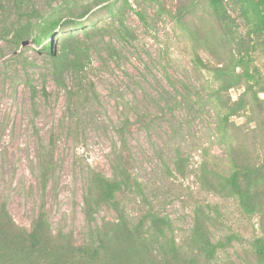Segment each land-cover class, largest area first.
Listing matches in <instances>:
<instances>
[{"label": "rangeland", "instance_id": "rangeland-1", "mask_svg": "<svg viewBox=\"0 0 264 264\" xmlns=\"http://www.w3.org/2000/svg\"><path fill=\"white\" fill-rule=\"evenodd\" d=\"M63 1L0 0V205L27 229L43 206L53 233L72 232L75 243L83 244L91 228L115 218L110 207H102L94 221L86 222L83 196L89 171L111 176L120 155L142 188V195L135 190L117 194L131 222L147 210L167 216L181 244L189 235L192 209L199 205L210 214L213 240L236 237L219 251L217 262L245 264L242 253L261 235L263 221L245 216L236 199L202 190L196 175L200 163L218 174L229 172L227 143L234 158L264 166V129L255 115L247 114L232 118L231 140L219 137L221 112L213 95L218 83L194 58L210 65L214 60L193 45L173 18L177 6L190 0H117L116 7L125 2L131 7L123 14L131 35L126 40L118 37L103 6L94 9L85 17L84 30L71 31L89 47V65L80 75L65 73L64 86H59L40 46L29 40L17 46L6 33L33 10L46 16ZM201 19L203 32L211 30L213 40L221 36L222 26L206 0H197L195 16L186 23L198 28ZM58 41L53 40L54 52ZM257 64L264 73V54L257 55ZM242 92L228 95L235 101ZM122 129L125 148L118 133ZM176 152L187 160L184 176L174 171ZM45 163L49 169L43 184Z\"/></svg>", "mask_w": 264, "mask_h": 264}, {"label": "trees", "instance_id": "trees-1", "mask_svg": "<svg viewBox=\"0 0 264 264\" xmlns=\"http://www.w3.org/2000/svg\"><path fill=\"white\" fill-rule=\"evenodd\" d=\"M216 23L222 26V34L213 40L211 30L203 32L201 25L194 28L186 19L195 16L197 0L181 2L173 18L195 47H202L213 58L214 65L203 63L198 56L194 62L211 73L218 83L214 95L221 112L216 131L222 141L233 137V117L255 115L258 126L264 129V73L257 64V55L264 54V0H206ZM117 0H91L78 3L63 1L46 16L32 11L29 18L11 26L13 43L23 45L25 40L40 46L50 60L52 74L59 86H64L63 75H80L89 65V47L71 31L84 30L85 17L102 7L116 23V34L123 40L131 38L123 20L126 2L119 7ZM101 9V8H100ZM232 13V15H231ZM143 21V16L138 14ZM215 23V24H216ZM4 38V37H2ZM58 41L54 52L53 40ZM1 39V38H0ZM45 41L47 44L42 45ZM239 69V72H236ZM243 89L235 101L228 95L230 90ZM253 107L248 109L247 103ZM247 116V117H250ZM125 148L124 129L119 132ZM229 172L218 174L205 163L198 166L196 181L202 190L216 196L234 198L241 212L247 217L257 216L261 235L251 242L249 251L242 253L245 264H264V166L234 158V148L227 143ZM187 160L175 153L174 171L184 176ZM41 167L43 184L47 179L49 164ZM123 190H135L142 195L139 182L119 155L112 165L111 176L90 170L88 184L83 196V214L88 224L94 221L102 207H110L113 221L102 222L88 231L87 239L77 245L72 232L53 233L47 215L40 210L29 229L18 226L9 215L5 205H0V264H233L217 262L219 251H224L235 240L230 235L224 240H213L210 231V214L195 205L189 235L181 244L173 238V226L167 216L147 210L136 222H131L117 200ZM245 256H248L245 257Z\"/></svg>", "mask_w": 264, "mask_h": 264}, {"label": "clouds", "instance_id": "clouds-1", "mask_svg": "<svg viewBox=\"0 0 264 264\" xmlns=\"http://www.w3.org/2000/svg\"><path fill=\"white\" fill-rule=\"evenodd\" d=\"M261 97H264V95H262Z\"/></svg>", "mask_w": 264, "mask_h": 264}]
</instances>
